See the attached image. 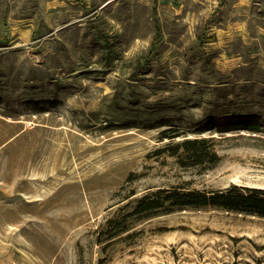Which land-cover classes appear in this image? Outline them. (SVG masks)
Returning a JSON list of instances; mask_svg holds the SVG:
<instances>
[{"label": "rangeland", "instance_id": "374dc122", "mask_svg": "<svg viewBox=\"0 0 264 264\" xmlns=\"http://www.w3.org/2000/svg\"><path fill=\"white\" fill-rule=\"evenodd\" d=\"M232 183L264 188V0H0V264H264L258 214H130Z\"/></svg>", "mask_w": 264, "mask_h": 264}, {"label": "trees", "instance_id": "16d2710c", "mask_svg": "<svg viewBox=\"0 0 264 264\" xmlns=\"http://www.w3.org/2000/svg\"><path fill=\"white\" fill-rule=\"evenodd\" d=\"M245 128L259 130L253 118L246 119ZM223 130H227L226 127ZM163 131L161 140L171 139L158 150L174 155L182 166L200 165L206 162L215 164L220 155L214 146L213 137H185L176 140L181 133ZM217 207L237 212L254 213L264 217V188L242 186L232 183L216 190L186 189L182 187H161L139 197L131 215H154L184 208ZM112 236L126 230V225L117 227Z\"/></svg>", "mask_w": 264, "mask_h": 264}]
</instances>
